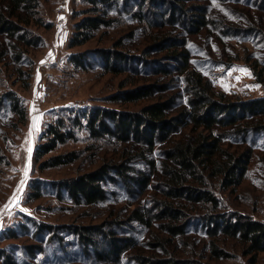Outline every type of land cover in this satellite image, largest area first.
I'll return each mask as SVG.
<instances>
[{"label": "rangeland", "instance_id": "rangeland-1", "mask_svg": "<svg viewBox=\"0 0 264 264\" xmlns=\"http://www.w3.org/2000/svg\"><path fill=\"white\" fill-rule=\"evenodd\" d=\"M187 2L205 8L207 24L199 31H188L179 17L169 18L168 14L163 18L147 15L146 22L140 21L134 14L138 2L127 7L121 1L108 8L113 21L110 27L100 29L86 44L70 48L75 24L90 5L84 0H40L39 18L47 25L32 26L40 37L38 43L25 45L0 34V263L10 256L9 264H139L138 255L166 257L165 245H155L160 238L168 242L174 256L190 258L196 264H264V252L256 257L245 254L236 238L221 231L211 234L197 214V219L187 223L183 236H168L154 201L159 192L155 172L161 173L162 167L157 165L154 170L150 165L163 161V151L158 143L150 149L131 135L119 141L115 121L109 116L105 121L112 135L107 138H91L86 129L75 127V139L58 145L40 162L35 160L43 133L62 115L74 118L81 110L93 109L116 115L139 110L146 102L126 104L113 99L135 84L157 83L151 95L167 100L168 112L189 106L180 65L162 58L158 47L148 57L154 62H140L138 71H108L97 50L114 48L117 42L121 49L138 54L154 46L155 37H178L189 52L191 68L208 79L217 93L233 101L264 98V0ZM165 10L160 5L155 12ZM79 53L84 54L83 66L71 59ZM157 61L166 62L168 75ZM38 79L46 82L44 92L36 89ZM11 93L19 99L24 118L15 110ZM258 118L264 120V115L250 114L244 122ZM220 131L229 149H248L252 157L236 189L216 187L218 213L243 214L264 222V132L239 133L233 126ZM123 151L134 157L126 163L125 177L117 167L107 172L101 182L103 200L88 205L63 185L103 163L117 162ZM65 153H76L77 160L45 166L48 157ZM141 176L150 178L149 182L144 185L138 180ZM196 208L203 214L208 207ZM133 211L149 223L132 218ZM85 229L110 230L122 248L128 249L119 259L114 258L107 252V237L96 236L95 243H87L81 235ZM212 240L223 256L213 253Z\"/></svg>", "mask_w": 264, "mask_h": 264}, {"label": "trees", "instance_id": "trees-1", "mask_svg": "<svg viewBox=\"0 0 264 264\" xmlns=\"http://www.w3.org/2000/svg\"><path fill=\"white\" fill-rule=\"evenodd\" d=\"M84 1L90 5V8L75 24V31L68 43L70 48L86 44L100 29L110 27L113 21L108 17V8L121 1L127 7H132V3L137 5L138 2L134 14L140 17V21L146 22L147 15L163 18L168 14L169 18L179 17L183 27L191 32L199 31L207 24L205 8L201 4H188V0ZM160 5L166 10L162 13L155 12ZM39 7L40 0H0V34H7L24 42L25 45L38 43L40 37L31 30L32 26L47 25L39 18ZM153 45L144 48L138 54L121 49L120 42H117L114 48H101L97 51L108 71L122 74L127 71H138L140 62L148 63L150 60L154 62V58L148 59V57L152 49L158 47L163 53L162 58L180 65V73L186 80L188 107L168 112V101L161 96L153 98L151 95V90L156 88L157 83L135 84L132 88L121 92V96L119 94L113 96V99L124 101L126 104L146 102L139 110L120 112L116 115L112 111L93 109L81 110L74 118L62 115L43 133L41 143L35 149V160L40 162L58 145L75 139V127L86 129L91 138H107L112 135L105 121V116H109L115 121V135L119 141H126L131 135L145 141L150 149H154L158 143V148L163 151V161L159 164L151 161L150 165L154 170L157 165L162 167L161 173L155 172L154 179L159 192L154 201L158 209L157 216L163 221L162 230H165L168 236H183L187 223L200 217L211 234L216 235L221 231L228 237L236 238L243 245L245 254H253L256 257L264 252V222L243 214H235L231 217L230 214L218 213L220 199L215 189L216 187L227 191L236 189L242 183L252 157L248 149H229L223 143L224 132L220 129L233 126L239 133L248 130L264 132V120L261 118L244 122L250 114L264 115V98L233 101L217 93L208 79L191 68L189 52L178 37L170 35L155 37ZM71 59L74 64L83 66L84 54H74ZM160 67L168 75L166 62H161ZM10 95L15 110L24 118L19 99L12 93ZM241 120L242 122H239ZM133 157L134 154L131 152L123 151L117 162L103 163L97 170L68 180L63 185L69 189L74 198L82 196L86 204H95L104 199L105 192L101 182L110 168L117 167L120 175L125 177L128 171L126 163ZM76 160V153H65L50 156L44 161L47 162L45 166L55 167ZM138 180L145 185L150 178L141 176ZM200 205L208 207L203 214L196 208ZM196 214L197 218H195ZM130 215L132 218L149 223L138 211H133ZM85 230L81 235L87 243H95L96 236H106L110 245L107 252L114 258L119 259L128 249L122 248L119 239L113 237L110 230H97V232ZM211 243H213V253L217 257L223 256L224 252L218 249L216 242L212 240ZM167 244L165 240L157 238L155 245H165L166 257L138 255L139 264H196L195 260L190 258L182 260L174 256ZM2 256L1 253L0 258ZM10 260L8 256L0 264H9Z\"/></svg>", "mask_w": 264, "mask_h": 264}, {"label": "built area", "instance_id": "built-area-1", "mask_svg": "<svg viewBox=\"0 0 264 264\" xmlns=\"http://www.w3.org/2000/svg\"><path fill=\"white\" fill-rule=\"evenodd\" d=\"M63 20H64V23H66V22H65V18H64ZM36 89H37L39 92H44L45 89H46V82H45V80H43V79H38V80L36 81Z\"/></svg>", "mask_w": 264, "mask_h": 264}]
</instances>
